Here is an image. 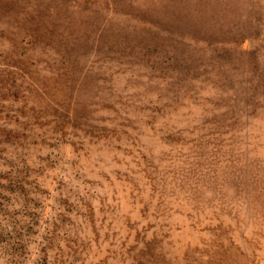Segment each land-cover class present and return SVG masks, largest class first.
<instances>
[{"label":"rangeland","instance_id":"obj_1","mask_svg":"<svg viewBox=\"0 0 264 264\" xmlns=\"http://www.w3.org/2000/svg\"><path fill=\"white\" fill-rule=\"evenodd\" d=\"M0 264H264V0H0Z\"/></svg>","mask_w":264,"mask_h":264}]
</instances>
